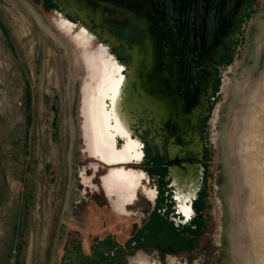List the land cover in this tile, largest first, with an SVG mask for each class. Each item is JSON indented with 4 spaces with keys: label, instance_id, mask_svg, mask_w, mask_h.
<instances>
[{
    "label": "rangeland",
    "instance_id": "374dc122",
    "mask_svg": "<svg viewBox=\"0 0 264 264\" xmlns=\"http://www.w3.org/2000/svg\"><path fill=\"white\" fill-rule=\"evenodd\" d=\"M102 1V18L118 34L121 20L108 15L107 4L148 16L135 0ZM246 10L201 120L205 182L197 213L183 222L171 214L163 153L150 142L153 132L140 131L145 120L131 125L145 145L144 164L134 168L146 173L155 199L139 194L121 218L99 190L106 169L94 175L80 133L85 71L75 67L73 42L54 21L64 12L77 25L78 14L53 0H0V264H136L139 258L147 264H259L264 248L253 221L255 179L264 174V0H252ZM138 31V39L147 38ZM113 51L128 64L125 50ZM155 61L163 64L157 55ZM157 66L153 77L163 80ZM150 151L162 159L158 172L149 171ZM82 174L93 184L86 186ZM154 215V228L145 232L153 240L138 241ZM164 221L185 239L184 248L160 233Z\"/></svg>",
    "mask_w": 264,
    "mask_h": 264
},
{
    "label": "flooded vegetation",
    "instance_id": "af4514ba",
    "mask_svg": "<svg viewBox=\"0 0 264 264\" xmlns=\"http://www.w3.org/2000/svg\"><path fill=\"white\" fill-rule=\"evenodd\" d=\"M251 1L135 0L148 16L134 14L120 4H107L108 15L114 14L121 20L116 25L121 26L123 34H118L117 29H108L102 18L107 11L102 10L106 2L53 0L65 12L78 13L80 18L81 23L75 25L72 17L60 12L54 21L73 42L75 67L85 71L80 88L83 151L93 161L94 175L99 173L100 166L105 167L99 190L118 217L130 215L128 207L135 204L139 194L148 201L156 197V189L144 184L146 173L134 168L144 164L145 145L131 125L142 120L146 123L141 133L153 132L150 142L164 156L171 214L188 222L197 213L196 204L206 175L201 120L208 115V100L216 90V70L225 64ZM138 28L147 35L146 39H138ZM85 40L99 59L86 51ZM117 48L127 52V65L120 63L113 51ZM156 55L162 60L161 66L156 64ZM154 65L162 74L167 73L166 80L162 74L163 80L153 77L157 71ZM114 113L116 122L125 124L121 133L130 135L116 139L114 156L108 157L100 154L95 141L109 138V129L100 125L106 122L112 126ZM126 151L130 155L119 160L127 164L110 167L108 163ZM150 155L149 171H160L162 159L152 151ZM82 179L86 186L93 184L84 174ZM161 199H165L163 192ZM136 264L147 261L139 258Z\"/></svg>",
    "mask_w": 264,
    "mask_h": 264
},
{
    "label": "bare ground",
    "instance_id": "6f19581e",
    "mask_svg": "<svg viewBox=\"0 0 264 264\" xmlns=\"http://www.w3.org/2000/svg\"><path fill=\"white\" fill-rule=\"evenodd\" d=\"M82 35L85 36V39L88 40L87 38V34H85L84 32L81 33ZM85 40V49L86 51L92 55L94 58H100L96 55V53L90 49L89 44L87 43V41ZM105 118V115H102ZM112 119L114 120V124L111 126V124H107L105 122V124H101V127L107 128L109 129V138H103V139H97L95 141L96 144V149L98 151H102V153L105 156H114V145H115V140L116 139H120L122 140L124 137L127 138L129 137L128 134L125 133H121V127H124L125 124H120L119 122H116L117 117L114 113V115H112ZM130 151H126L124 152V154L122 155H118L116 157V160L108 163L110 164V167H115V166H119V165H126L127 163L125 161H121L122 158H125L127 156L130 155ZM121 159V160H119ZM100 163H102L103 165H105L106 167H108L107 164H104L103 162H101L99 160ZM106 162V161H105ZM256 181V193L258 195V200H257V208L255 210L256 212V217L253 221V226L255 228V231H257V235H259L258 237H261V244H263V248H264V174L262 175H258L257 179H255ZM256 235V234H255ZM260 242V241H259ZM257 243V242H256ZM263 254V253H262ZM259 264H264V256L260 255L259 257Z\"/></svg>",
    "mask_w": 264,
    "mask_h": 264
},
{
    "label": "trees",
    "instance_id": "16d2710c",
    "mask_svg": "<svg viewBox=\"0 0 264 264\" xmlns=\"http://www.w3.org/2000/svg\"><path fill=\"white\" fill-rule=\"evenodd\" d=\"M158 206H161L160 204ZM156 215H154L153 219H152V222L150 223V226L147 227V229H141L139 230V234H138V237L137 240L138 241H144L145 238H147L148 236H150V241L153 240V238H151L152 236L151 235H148L147 232L148 230H152L155 226L154 222H155V217ZM162 227V232H160L161 234H163L164 238L168 239L169 243L172 244V246H177L179 247V249L182 247L184 248L185 247V239L180 236L179 234H177L175 231L176 229L173 227V225H171L170 223H168L167 221H164V222H161V226ZM175 235H177L175 237ZM175 244V245H173ZM117 249H120L121 248H117ZM105 257L109 258V257H112L111 254L107 253L105 255Z\"/></svg>",
    "mask_w": 264,
    "mask_h": 264
},
{
    "label": "water",
    "instance_id": "95a60500",
    "mask_svg": "<svg viewBox=\"0 0 264 264\" xmlns=\"http://www.w3.org/2000/svg\"><path fill=\"white\" fill-rule=\"evenodd\" d=\"M52 110L57 114V111H58V98L57 97L53 98ZM53 129L54 131L52 133V141L56 142L57 141V129H58V118L57 117H55L53 121Z\"/></svg>",
    "mask_w": 264,
    "mask_h": 264
}]
</instances>
